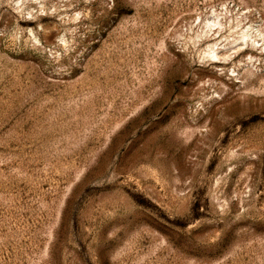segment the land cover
<instances>
[{
	"label": "rangeland",
	"instance_id": "374dc122",
	"mask_svg": "<svg viewBox=\"0 0 264 264\" xmlns=\"http://www.w3.org/2000/svg\"><path fill=\"white\" fill-rule=\"evenodd\" d=\"M0 264H264V0H0Z\"/></svg>",
	"mask_w": 264,
	"mask_h": 264
},
{
	"label": "bare ground",
	"instance_id": "6f19581e",
	"mask_svg": "<svg viewBox=\"0 0 264 264\" xmlns=\"http://www.w3.org/2000/svg\"><path fill=\"white\" fill-rule=\"evenodd\" d=\"M215 25H216V23H215ZM247 38H249V34H243V39L246 40ZM216 57H217V55L213 56V58H216Z\"/></svg>",
	"mask_w": 264,
	"mask_h": 264
}]
</instances>
